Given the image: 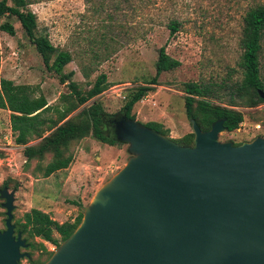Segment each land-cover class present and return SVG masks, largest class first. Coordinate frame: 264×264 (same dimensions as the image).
<instances>
[{
	"label": "rangeland",
	"instance_id": "1",
	"mask_svg": "<svg viewBox=\"0 0 264 264\" xmlns=\"http://www.w3.org/2000/svg\"><path fill=\"white\" fill-rule=\"evenodd\" d=\"M28 1V8L37 18L36 34L47 35L59 50L70 52L72 59L63 71L74 72L71 79L82 91L92 86L98 74L107 75L108 88L68 117L93 100L100 101L108 113L120 111L128 91L155 74L158 48L164 46L180 65L162 72L154 91L133 106L137 121L160 122L168 129L167 136L180 139L191 132L184 110L183 83L224 82L220 90L223 98L219 102L240 111L243 120L237 129L220 132L219 140L241 143L264 136V102L251 107L235 99L236 105H228L234 83L241 79L238 61L242 52L239 40L243 15L250 6L264 0ZM169 18L181 24L173 36L166 27ZM5 20L13 24L15 34L0 29V77L16 84H28L33 94L44 95L50 106L63 107L65 103L60 96L69 92L67 83H60L59 76L45 67L16 18L1 16L0 24ZM9 114L8 110L0 109V188L7 182L8 190L15 191L14 224L33 207L49 213L58 222L73 220L97 188L121 168L130 155L126 143L109 145L88 136L71 143L69 152L73 160L66 169L43 177L41 169L50 161L51 154L26 163L24 145L15 143ZM48 114L55 116L53 111ZM38 141L31 137L27 145ZM3 201L0 198V229L4 228L6 217ZM32 241L43 242L51 251L56 249L40 237ZM21 251L30 253L32 258H45L36 248ZM27 263V258L20 261V264Z\"/></svg>",
	"mask_w": 264,
	"mask_h": 264
},
{
	"label": "water",
	"instance_id": "2",
	"mask_svg": "<svg viewBox=\"0 0 264 264\" xmlns=\"http://www.w3.org/2000/svg\"><path fill=\"white\" fill-rule=\"evenodd\" d=\"M111 121L130 155L43 264H264V136L235 145L219 140L223 119L203 131L191 118L190 146L125 115ZM14 193L0 188V264L30 256Z\"/></svg>",
	"mask_w": 264,
	"mask_h": 264
},
{
	"label": "trees",
	"instance_id": "3",
	"mask_svg": "<svg viewBox=\"0 0 264 264\" xmlns=\"http://www.w3.org/2000/svg\"><path fill=\"white\" fill-rule=\"evenodd\" d=\"M28 0H0V17H15L24 34L34 45L46 68L53 70L60 83H67L68 93L61 94L65 105L61 108L50 106L44 95L35 96L32 87L28 84H16L11 79L0 77V109L10 112V129L15 135V143L24 145L23 155L26 163L34 158L43 159L46 154H51V159L41 169V175L48 177L51 174L66 169L73 160L69 152L71 143L85 137L92 136L102 143L109 145L119 144L113 133L112 119L125 115L135 119L132 113L133 106L148 92L154 91L159 84L158 77L162 72L177 68L180 62L172 58L164 46L158 48L155 61V74L143 84L136 86L127 93V98L120 111L108 113L98 100H93L89 105L82 107L74 116L68 115L88 100L98 96L108 88L109 82L105 73L96 76L92 86L82 91L78 84L71 79L73 71L64 73V66L71 61V54L66 50H59L49 40L47 35H37V18L35 13L28 8ZM241 36L239 45L242 52L238 66L241 71V79L234 83L230 93L228 105L234 106L235 99L241 100L246 106H256L263 102L258 94L264 91V3H255L243 15ZM180 22L175 18H169L166 24L169 35L173 36L180 28ZM0 29L10 35L15 34L13 24L5 20L0 24ZM86 76V75H85ZM224 83V82H223ZM216 82L187 81L183 83L184 110L188 119H194L201 130L205 131L217 119H223V125L227 131L237 129L243 120V114L226 105H221L223 88ZM236 97V98H235ZM53 111L55 116L48 113ZM144 125L163 135H167L168 129L160 122L149 121ZM39 139L36 144L27 145L28 140ZM194 134L189 132L175 141L181 145H193ZM240 144V143H234ZM8 183L4 186L8 188ZM17 189V186H14ZM71 203L83 207L81 203ZM83 211V210H82ZM82 211L78 212L73 220L58 222L51 218L50 214L38 208L26 211L21 219L15 222V234L20 232L26 239L28 247L39 249L45 255L44 259L32 258L29 253L27 264H43L53 251L43 243L32 241L40 237L57 247L65 240L79 224ZM57 233L59 237L54 236Z\"/></svg>",
	"mask_w": 264,
	"mask_h": 264
},
{
	"label": "flooded vegetation",
	"instance_id": "4",
	"mask_svg": "<svg viewBox=\"0 0 264 264\" xmlns=\"http://www.w3.org/2000/svg\"><path fill=\"white\" fill-rule=\"evenodd\" d=\"M3 203V202H2ZM4 208V207H3ZM5 213V212H4ZM3 229H5V218H4V228ZM3 229H1V230H3ZM14 233H15V228H14ZM17 233V232H16Z\"/></svg>",
	"mask_w": 264,
	"mask_h": 264
}]
</instances>
